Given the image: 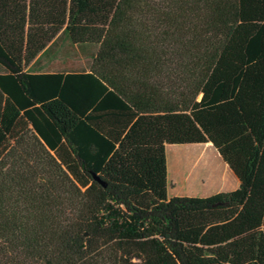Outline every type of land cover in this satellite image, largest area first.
<instances>
[{"label":"trees","instance_id":"trees-1","mask_svg":"<svg viewBox=\"0 0 264 264\" xmlns=\"http://www.w3.org/2000/svg\"><path fill=\"white\" fill-rule=\"evenodd\" d=\"M206 142L238 187L168 197ZM0 264H264V0H0Z\"/></svg>","mask_w":264,"mask_h":264},{"label":"rangeland","instance_id":"rangeland-1","mask_svg":"<svg viewBox=\"0 0 264 264\" xmlns=\"http://www.w3.org/2000/svg\"><path fill=\"white\" fill-rule=\"evenodd\" d=\"M91 53L79 46H73L64 34H60L29 69L34 71L87 70ZM169 59L177 57L170 55ZM170 60L169 65H175ZM158 76L164 89L173 88L177 78L171 80L169 69ZM169 91V90H167ZM209 161L210 168L202 167L200 155ZM168 171V196L205 197L221 191H230L238 186L236 176L216 148L210 143L168 144L166 147Z\"/></svg>","mask_w":264,"mask_h":264},{"label":"bare ground","instance_id":"bare-ground-1","mask_svg":"<svg viewBox=\"0 0 264 264\" xmlns=\"http://www.w3.org/2000/svg\"><path fill=\"white\" fill-rule=\"evenodd\" d=\"M199 161H203L201 168H204L206 170H209V168H210L209 161H207L206 159H204V157H202Z\"/></svg>","mask_w":264,"mask_h":264},{"label":"crops","instance_id":"crops-1","mask_svg":"<svg viewBox=\"0 0 264 264\" xmlns=\"http://www.w3.org/2000/svg\"><path fill=\"white\" fill-rule=\"evenodd\" d=\"M168 146V144H166V146H165V149H166V147ZM166 159H167V157H166ZM237 179V178H236ZM237 181H238V179H237ZM238 183H239V181H238ZM168 171H167V192H168ZM238 187V186H237ZM168 194V193H167ZM169 197V196H168ZM170 197H172V196H170Z\"/></svg>","mask_w":264,"mask_h":264},{"label":"water","instance_id":"water-1","mask_svg":"<svg viewBox=\"0 0 264 264\" xmlns=\"http://www.w3.org/2000/svg\"><path fill=\"white\" fill-rule=\"evenodd\" d=\"M210 143H211V142H210ZM211 144H212V143H211ZM95 178L98 179L96 176H95ZM104 185H105V183H104Z\"/></svg>","mask_w":264,"mask_h":264}]
</instances>
